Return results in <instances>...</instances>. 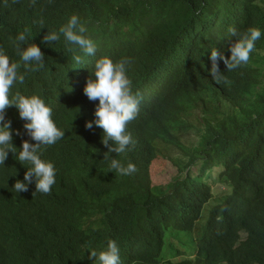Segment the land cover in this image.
<instances>
[{"label":"trees","instance_id":"16d2710c","mask_svg":"<svg viewBox=\"0 0 264 264\" xmlns=\"http://www.w3.org/2000/svg\"><path fill=\"white\" fill-rule=\"evenodd\" d=\"M72 14L87 22L97 44L80 65L62 36L41 43ZM40 20L43 26L34 23ZM249 27L260 28L261 38L248 63L224 71L218 60L227 83H216L207 71L208 50L227 58L234 40L228 29ZM25 28L44 53V67L11 92L40 95L65 132L41 153L56 169L49 193H16V178L0 167V264H95L83 246L100 251L108 239L117 243L121 264H264V0H0V49L10 61L19 60L14 37ZM103 55L128 58L139 94L137 115L126 126L134 145L105 159L102 129L84 127L98 101L83 94ZM5 116L20 132L12 133L17 149L22 139L35 143L14 106ZM10 154L4 166L27 167ZM158 155L178 167L166 186L150 180ZM111 158L136 171H109ZM194 166L196 176L189 173ZM212 168H220L217 178L231 193L208 211L192 257L161 261L165 231L191 232L211 200L203 178Z\"/></svg>","mask_w":264,"mask_h":264},{"label":"clouds","instance_id":"9594fccd","mask_svg":"<svg viewBox=\"0 0 264 264\" xmlns=\"http://www.w3.org/2000/svg\"><path fill=\"white\" fill-rule=\"evenodd\" d=\"M34 23H39L43 26V20L34 21ZM87 32V22L80 20L76 14H72L57 30H47L41 39V43L51 45L53 41L57 42L62 36L65 50L71 53L72 62L75 65H80L84 63L83 58L85 56L91 57L96 54L97 44L89 38ZM228 34L234 40L227 46L229 53L227 58L223 52H218L215 47L208 50L210 68L207 71L216 83L221 81L227 83L224 71H231L242 64L248 63L249 55L254 50L255 42L261 38V30L258 27H249L243 32H237L234 28H229ZM31 37L27 28L17 32L15 35L14 48L19 57L18 61H10L9 56L3 49H0V167L9 169L11 176L17 179H15L11 187L16 193L33 194L34 192H39L47 194L55 183L56 169L50 161L41 157V153L44 146L55 145L64 136L65 130L57 126L52 119L51 108L40 95H24L19 91L14 94L11 92L14 84H23L26 74L36 72L44 67V53L37 44L29 42ZM218 60L223 62L224 71H220L217 64ZM128 64V58L114 61L107 55L100 56L94 61L92 70L83 87V94L89 101H98L94 107L93 119L86 120L84 127L92 129L93 126H96L102 129L100 142L107 148V152L104 153V159L106 158L105 154L108 155L111 152H115L118 155L130 151L135 143L131 134L126 131V126L137 115L139 94L134 93L132 90V82L127 74ZM21 67L23 71H20ZM8 106H14L17 109L18 117L25 121L22 125L25 135L35 143H29L28 140L22 139L19 149L13 145L12 133L14 132L16 136H19L20 132L10 129L11 122L5 116V109ZM9 152L14 154V158L21 165L26 164L27 167L19 170L15 169L13 165L4 166ZM11 154L9 155L10 157ZM158 156L161 157L160 155ZM165 160L172 163L178 170V167L172 161L169 159ZM108 168L109 171L113 172L114 170L117 175L123 176L131 175L136 171L133 163L122 164L116 158L110 159ZM213 169H217L218 173L221 171L220 168H212L211 170ZM211 170L206 171L203 181L211 188L212 197L210 199L212 204L214 188L217 187L218 189V193L215 194L217 200L212 206L214 207L224 195L231 193V189L227 184L220 182L218 178V181L212 182L209 173ZM189 173L196 176L198 174V166L192 167ZM175 176H172L170 182ZM20 178L22 179L19 180ZM30 183H34V188L31 187L32 190L27 191ZM221 188L225 190H221ZM18 203L20 206L22 205L21 202L18 201ZM212 207H209L208 211ZM197 222L194 223L191 232L184 233H188L190 237L196 226L200 224L202 235V227L205 222L203 224ZM167 231L164 233V240ZM176 231L182 233V231L177 229ZM194 245L195 243H193V247ZM83 247L84 250H88L89 257L94 258L95 264H121L119 247L113 239H108L105 247L100 251L91 248L88 244ZM189 257H192V255Z\"/></svg>","mask_w":264,"mask_h":264},{"label":"rangeland","instance_id":"374dc122","mask_svg":"<svg viewBox=\"0 0 264 264\" xmlns=\"http://www.w3.org/2000/svg\"><path fill=\"white\" fill-rule=\"evenodd\" d=\"M192 138H193L192 136H189L188 141H191ZM186 146H188V142H186ZM176 170L177 168L172 163L158 156L150 166L151 181L155 185L159 184L165 186L170 182L172 176L176 175ZM209 173L211 175L212 182L218 181L217 169H213ZM221 190H225V189L221 188ZM216 193H218L217 187L214 188L213 204H215L217 200V196L215 195ZM213 204L211 203L210 200L205 205L197 223L203 224L205 222L208 214V209L209 207H212ZM205 208L207 209L206 211ZM200 236H201L200 224L196 226L194 231L190 234V237L188 233H184V232L181 233V232H177L176 230L167 231L165 234L164 247L161 253V261H167V260L177 261L180 258L182 259L191 255L193 256L195 253V245L193 247V243H196L200 238Z\"/></svg>","mask_w":264,"mask_h":264}]
</instances>
